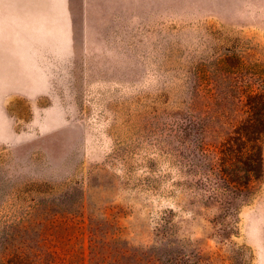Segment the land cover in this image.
<instances>
[{
    "label": "rangeland",
    "instance_id": "374dc122",
    "mask_svg": "<svg viewBox=\"0 0 264 264\" xmlns=\"http://www.w3.org/2000/svg\"><path fill=\"white\" fill-rule=\"evenodd\" d=\"M71 8V32H30L33 17L20 15L16 77L0 60V264L33 253L90 264L88 214L150 248L168 211L197 264H232L239 248L249 264H264V177L222 238L219 206L188 188L199 176L168 152L181 147L176 112L190 101L196 67L226 49L264 64V0H71ZM29 39L47 46L23 45Z\"/></svg>",
    "mask_w": 264,
    "mask_h": 264
},
{
    "label": "trees",
    "instance_id": "16d2710c",
    "mask_svg": "<svg viewBox=\"0 0 264 264\" xmlns=\"http://www.w3.org/2000/svg\"><path fill=\"white\" fill-rule=\"evenodd\" d=\"M195 71L190 101L176 112L181 147L178 154L168 152L183 160L186 173L199 176L187 186L208 205L219 206L220 237L227 238L235 233L231 221L239 217L264 177V64L246 63L237 50L226 49ZM85 210L82 207L78 215L82 224ZM173 214L162 216L157 244L140 249L116 238L109 220L88 214L90 264H197L191 260L189 244L176 238ZM245 257V249L239 248L232 264H249ZM4 264H55V257L18 254Z\"/></svg>",
    "mask_w": 264,
    "mask_h": 264
},
{
    "label": "crops",
    "instance_id": "0c3cea01",
    "mask_svg": "<svg viewBox=\"0 0 264 264\" xmlns=\"http://www.w3.org/2000/svg\"><path fill=\"white\" fill-rule=\"evenodd\" d=\"M86 4L93 0H84ZM31 16L34 24L28 30L46 32L53 25L64 31L71 32L73 28V10L71 0H0V60L5 58L10 64V78L12 71L16 77L17 48L19 45V31L25 27L19 24V16ZM38 37V36H37ZM45 39L26 40L23 45L32 47L34 44L45 47Z\"/></svg>",
    "mask_w": 264,
    "mask_h": 264
}]
</instances>
